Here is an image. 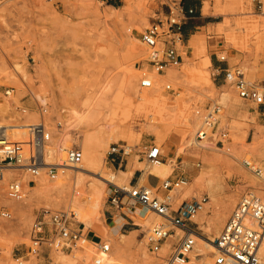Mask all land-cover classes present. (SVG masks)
<instances>
[{"label":"rangeland","instance_id":"obj_1","mask_svg":"<svg viewBox=\"0 0 264 264\" xmlns=\"http://www.w3.org/2000/svg\"><path fill=\"white\" fill-rule=\"evenodd\" d=\"M113 2L115 5L105 0H0V124L15 126L14 132H21L20 125L44 123L52 149L68 146L69 149H82L85 155L83 136L106 130L112 118L119 122L121 115L115 116V111L119 110L118 99L127 95H142L143 89L139 85L144 73L159 80L157 90L163 96L169 100L179 98L176 112L180 108L191 112L193 128L187 140L196 136L201 124L196 115L198 109L219 103L224 93L230 99L237 97L245 109L247 132H241L229 121L222 124L223 116L229 119L233 108H229L228 101H224L226 108L223 106L224 114L219 127L228 126L230 129V150L217 148L214 141L210 144L212 148L192 147L185 153H179L183 142L178 133L165 135L167 131L160 128L159 132L165 136H157L153 130L148 131L145 121L123 126L125 134H117L111 143L98 149L100 162H106L108 181L112 175L122 179L124 172L115 169L111 160L106 159L112 144L127 143L132 149L127 158L129 165L134 171L141 170L147 174L139 185L153 188L147 182L151 165L138 152L152 144L161 146L164 153L162 163L169 164L171 161L174 164V170L168 177H183L188 184L183 191H180L182 186L171 194L174 209L184 200L208 198L211 181L218 192L217 201L212 202L208 198L209 204L196 216L192 227L205 238H216L243 194L254 192L264 198V184L260 187L250 184L252 177H260L244 165V160H250L264 169V104L258 105L241 98L235 85L226 80L229 71L239 69L248 82L264 92V24L259 25L252 17L262 12L257 2L255 7L253 0H216L215 13L223 14L222 24L209 29L195 53L187 54L179 70H170L166 77L159 78L144 61L147 47L141 43V33L151 23L164 20L169 12L168 4L172 2L132 0L131 9L125 14L116 10L125 4L124 0ZM107 14L113 17L108 18ZM212 36L225 47L211 46ZM131 44L142 52L130 57L128 49ZM212 52H216L217 61L214 64ZM208 57L211 64L207 63ZM229 61L231 66L223 73L224 80H215L219 78L216 72L218 64ZM205 63L207 65L202 66ZM197 67L203 68L206 77L200 74L191 76L188 69L195 70ZM167 83L172 84L176 94L165 90ZM6 90L14 91L6 95ZM146 90L150 94L155 92L154 88ZM147 124L153 125L150 121ZM26 131L23 138L17 139L13 135L12 140L23 144L29 154L31 135L28 128ZM94 143H97L96 140ZM139 162H143V166ZM59 174L66 175L61 170ZM93 176H85L82 184L76 186L75 175L72 174L65 190L59 192L43 188L42 184L48 182L50 186H55L60 180L59 176L51 179L47 170H43L35 179L24 178V182L35 181L30 187L24 184L26 196L20 201L7 198V182H3L0 209L11 214V218L0 217V247L5 243L11 245L10 255L4 257L3 263L20 264L16 259L23 256L32 244L31 230L39 211H78L71 200L77 192L89 191L90 183L96 182ZM167 178H158L157 185L161 186ZM129 181L124 185H128ZM109 184L104 186L100 183L104 189L101 208L96 211L85 207L81 215L88 212L89 218L85 214L82 222L78 221L79 217L78 222H74V227L83 230L77 247L63 251L43 247L38 257L23 259L22 264H93L97 255H105L102 259L106 264H165L147 247V238L153 227L161 223L160 217L156 218L151 212H147L145 217L131 214L129 206L116 210L109 200ZM152 190L156 192V188ZM184 192L187 197H183ZM158 195L164 196V192L160 190ZM123 212L133 218L135 225H126L121 232L115 233L113 230L118 220L123 225L127 224L124 218L132 222ZM201 214L204 225L212 223L210 233L200 228L198 219ZM121 234L127 235L123 241ZM96 241L109 243L110 253L97 254L93 247ZM169 244L166 243L160 256L165 255ZM214 256L209 253L207 257L199 258L198 264H211Z\"/></svg>","mask_w":264,"mask_h":264},{"label":"built area","instance_id":"obj_2","mask_svg":"<svg viewBox=\"0 0 264 264\" xmlns=\"http://www.w3.org/2000/svg\"><path fill=\"white\" fill-rule=\"evenodd\" d=\"M256 1L259 11L263 13L264 0ZM168 9L169 12L164 20L159 19L156 23H151L150 27L141 33V41L147 47V57L144 61L152 68V72L160 75H166L169 70H179L184 64V55L187 54L183 25L194 14L193 9L186 10L181 3L176 2L168 4ZM221 60L226 61V58ZM147 74L144 73L140 79L141 89H151L154 86L153 79ZM226 80H230L235 85L241 98L251 100L258 105L264 104V92L248 82L239 69L229 71ZM164 88L176 94L171 83L165 84ZM12 91L14 90H6L5 93L10 95ZM222 111L223 105L219 103L196 111L201 122L196 132V140L207 144L215 141L217 148L230 150V129L228 126L219 127ZM13 127L0 126V188L2 189V183L6 181L5 192L9 200L24 199L26 196L24 184L30 187L43 170H47L51 179H55L65 165L74 167L82 163L83 150L70 148L66 150L62 164L58 162L45 164L51 146L50 135L46 133L44 127L41 124L27 127L31 135L29 154L23 144L12 140ZM138 153L143 155L150 165L164 160L162 147L156 144L146 146ZM131 154L132 149L127 143H114L110 146L106 160L110 159L111 165L116 161L122 164ZM244 165L256 176L264 173L263 168L254 161L244 160ZM27 176L34 179L24 182ZM186 184L187 181L180 176L168 177L161 186L156 187V192L152 190L155 188H148L145 185H132L131 180L128 185L109 184L111 188L109 200L116 210L127 209L129 206L128 212L131 214L137 213L145 217L147 212H153L160 217L161 223L153 227L147 238V247L153 254L161 257L165 264L191 262L190 254L195 249L196 234H198L192 227L193 221L208 202L207 197L201 200L196 198L191 201L184 200L177 209H174V199L171 194ZM160 190L164 192V196L158 195ZM139 209L145 212L139 214ZM123 213L129 217L127 213ZM0 217L11 218V214L5 209H0ZM129 218L135 225L133 218ZM74 222H78L75 210L39 211L31 230L32 244L16 261L22 264L23 259L38 257L43 247L62 251L77 247L83 230L74 227ZM263 240L264 198L254 192H247L241 196L222 231L215 238L213 243L218 253L213 257L211 264H264V258L260 255ZM168 242L170 244L165 255L160 256ZM93 247L97 254L110 253L111 250L110 244L103 241L93 242ZM93 264H106V262L97 255L93 258Z\"/></svg>","mask_w":264,"mask_h":264},{"label":"bare ground","instance_id":"obj_3","mask_svg":"<svg viewBox=\"0 0 264 264\" xmlns=\"http://www.w3.org/2000/svg\"><path fill=\"white\" fill-rule=\"evenodd\" d=\"M124 3L125 4L122 7H120L119 9H116L121 14H125V13L130 11L132 0H124ZM106 16L108 18L113 17L112 14H107ZM202 39H204V37L203 38H201V36H200V38L194 37V39L191 40L192 41L191 44H192L193 48L195 47V49H196L198 47L199 41ZM141 43L143 44L142 41H141ZM141 52L142 51H137L133 44H131L130 48L128 49V55L130 57L135 56L136 54H139ZM207 60H208L207 63L211 64L210 57H208ZM205 65H207V64L205 63L202 66H205ZM189 71H190L191 76H193L195 74H200V75H203L206 77V74H205V71L203 70V68L197 67L195 70L194 69H191V70L188 69V72ZM167 75H168V73L165 76H167ZM158 76H159V78H161L164 75L158 74ZM152 79L154 81V86L152 88H154V91H155L154 92L153 90H151L152 92H154L153 94H150L149 92H147L146 89H143L144 92L142 91V95L138 94V95H133V96L127 95L123 98L120 97L118 99V109L119 110H118V112L115 111L116 117L121 115L119 122L117 120H113V118H112V122L107 126L106 130H103L101 132H98V133L92 134V135L91 134L90 135L85 134L83 136L84 137L83 141H84V146H85V155L83 157L84 160H83L82 165H78V166H74V167H72L70 165H65V168L61 169V171H64L66 173V175L63 176V175L59 174L58 176L60 177V180L56 183L55 186H50L48 184V182L45 184H42L43 188L63 192L65 190V187L68 185V183H69L68 179L71 177L72 174L75 175L76 186H79L82 184L83 178L85 176H91L92 174L94 175L92 178H95L96 182L90 183V185L88 186L89 191L77 192V195L73 196V198L71 200V204H73L74 206H76L79 209L78 211H75V213L77 214V217H79V220H78L79 222L83 221V217L85 219V214H86L85 212H87L88 210L84 212L85 214L83 213L84 216L81 215V210H83L85 207H87V208L92 207V210L94 208V210H96V211L101 208V206H102L101 200H102L103 194H104V189L100 185L101 182L104 184V186L107 183H113L116 185H124V183L126 181H129L131 179V177L134 173V170H133V166L131 167L130 165H128V167H127L128 169L126 172L123 173L122 179H118V177H116L115 175H112L110 177V180L108 181L109 176L105 172V168H106L105 163L106 162L101 163L99 158H98L99 147H102L104 144H109V142L111 140L115 139V136L117 134H125V131L122 129V127L127 126L128 124H130V122L145 121L144 124H146L148 131L153 130L157 136H165V135H169L173 132L178 133L180 135L181 141L183 142L182 147H180V149H179V153H185L188 148H192V147L212 148L210 146V144H207V142L199 143L196 140V136H194L191 140H187L188 135H189V133H191L192 128H193V123H192V119H191L193 117H191V112H189L188 110H182L181 108L179 109L178 112H176L175 107L179 106V104H177L180 101L179 98H174V99L172 98V100L171 99L169 100L167 97L163 96L162 93H160L157 90L159 88L158 87V85H159L158 81L159 80L155 79V78H152ZM205 81H206V79H205ZM10 95H11V93H10ZM115 100H117V99H115ZM221 100H223V101H221ZM224 101L225 102L228 101L227 104H229V108L230 107H233V108H231V111H230L231 114L229 113V115H230L229 119H226V117L223 116L222 124L224 121H229V122H232L234 124L235 128H237V127L240 128L241 126H243L244 117H243L242 112L240 113V110H243V106L240 104V100L237 97L230 99L229 95L224 93V94H222V96L218 100V102H219V104H222L224 106V108H226V106H225L226 104ZM223 114H221V116H220L221 119H222ZM149 121L153 125L147 124V123H149ZM2 125L3 124H0V126H2ZM41 125L45 129L44 123ZM10 127H13V126L11 125ZM19 127L21 128L19 130H22L21 132L20 131L14 132V129L12 131V134L15 137H17V139L23 138V136L25 134H27L26 130H27L28 125H20ZM160 128H164L167 131V134L163 135L162 133H160L159 132ZM239 138H241V137H239ZM95 140L97 143H94ZM186 140H187V142H186ZM184 142H186V143H184ZM129 147H131V146H129ZM67 149H69L68 146L60 147L59 149H56V148L55 149H52V148L49 149V151L46 155V159H45L46 163L45 164H49L52 162H58V164H62V161L65 159L64 155H65V152ZM139 164L142 165L143 162H139ZM173 166H174V164H172L171 161L169 164H164L161 162L158 164L151 165L148 172H149V174H153V175L163 179V178H167L173 172V170H174ZM145 169H146V166H145ZM263 171H264V169H263ZM89 174H91V175H89ZM144 175L143 176L146 177L147 174H144ZM259 177L260 178L252 177V183H250V184H254L257 187H260L259 185H263L264 184V173ZM184 186H186V185H184ZM184 186H183V188L180 189V191L184 190ZM187 186H188V184H187ZM189 188H191V186ZM174 197L176 199V195ZM183 197H187V193L185 194V192H184ZM217 197H218L217 189L214 187V185L210 181L209 188H208V198H210V200L212 202H216ZM208 204H209V201L204 205V207L201 211H203ZM151 213L154 214L153 212H151ZM86 215L88 217V215H89L88 212ZM94 215H95V213H94ZM154 215H156V214H154ZM202 215L203 214H201L200 215L201 217H199V219H198V223L201 225L200 228H201V230H204L205 233H210L212 231V223H209L208 225H204L203 224L204 218ZM90 216H92V215H90ZM156 218H159V217L157 216ZM113 231L116 233V230H113ZM126 236L127 235H125V234H121L120 239L123 241L126 238ZM196 237H197L196 240L198 239V241L196 243L194 251L190 254L192 264H198L199 258H202L204 256L207 257L209 253H213L214 255L216 253H218V250L213 243L215 240L214 237L205 238L203 235H199V234H196ZM10 252H11V245L9 243H5L3 246L0 247V264H4L3 263L4 257L9 256ZM260 255L264 257V240H263L261 248H260ZM99 257L104 258L105 255H100ZM208 263H210L209 260H208ZM188 264H190V262Z\"/></svg>","mask_w":264,"mask_h":264},{"label":"crops","instance_id":"obj_4","mask_svg":"<svg viewBox=\"0 0 264 264\" xmlns=\"http://www.w3.org/2000/svg\"><path fill=\"white\" fill-rule=\"evenodd\" d=\"M1 1H5V0H1ZM107 1V0H105ZM163 1V0H161ZM171 2H176V3H181L184 8L186 10L189 9H193L194 10V14L185 22V24L183 25V37H184V43H185V47H186V54H193L195 51V47L193 48L192 44H191V40L194 39V37H198L203 38L204 35H208L209 29L214 26L217 25L219 23H221L222 19H223V14H216L215 13V5H216V0H168ZM254 5L256 7V0H253ZM206 3H209L206 4ZM151 7H152V3H151ZM151 9V8H150ZM253 19L256 20V22L259 23V25H263L264 24V12L261 15H253L252 16ZM263 18V19H262ZM250 22H253L252 20H250ZM222 24V23H221ZM205 38V37H204ZM212 40L209 42L211 46H218L220 49L225 47V44H221V41H217V39H215V36L211 37ZM202 40L199 41V44H201ZM198 44V45H199ZM224 51V50H222ZM231 51V50H229ZM212 59H213V64L215 61H217L216 59V52H212ZM187 57V55H184V58ZM215 66V65H214ZM231 66V62H225V63H219L218 67L216 69L217 75H219V78H215L218 79L219 81L224 80V72H227L229 70ZM223 75V76H221ZM163 77H166L165 75ZM240 104L242 105V103L240 102ZM242 112L243 117H244V124L243 126L240 127L241 132H247L246 130V126H247V118L245 115V109L243 107V110H240V113ZM231 114V112H230ZM129 165V159H127V161H125L122 164H119L118 161H116L115 163L112 164V166L117 169L119 168V170H121L122 172H126L127 171V167ZM144 173L141 170H135L132 177H131V183L132 185H136L139 184L140 181L146 177L143 176ZM152 175V176H151ZM159 177L153 175V174H149L147 177V182L149 184V186L156 188L158 185V180ZM143 179V180H144ZM145 210L143 209H139L138 213L142 214L144 213ZM127 217V216H126ZM125 221H127V224L122 223L121 220L117 221V225L114 228V230H116V233L121 232V228H124L126 225H134L133 222L128 221L126 218H124Z\"/></svg>","mask_w":264,"mask_h":264},{"label":"trees","instance_id":"obj_5","mask_svg":"<svg viewBox=\"0 0 264 264\" xmlns=\"http://www.w3.org/2000/svg\"><path fill=\"white\" fill-rule=\"evenodd\" d=\"M107 2H108L110 5H115V3L113 2V0H107Z\"/></svg>","mask_w":264,"mask_h":264}]
</instances>
